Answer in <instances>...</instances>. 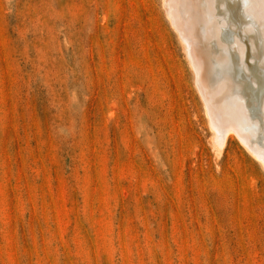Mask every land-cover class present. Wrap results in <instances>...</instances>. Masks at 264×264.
<instances>
[{"label":"rangeland","instance_id":"374dc122","mask_svg":"<svg viewBox=\"0 0 264 264\" xmlns=\"http://www.w3.org/2000/svg\"><path fill=\"white\" fill-rule=\"evenodd\" d=\"M215 1L251 119L221 152L164 0H0V264H264V21Z\"/></svg>","mask_w":264,"mask_h":264},{"label":"bare ground","instance_id":"6f19581e","mask_svg":"<svg viewBox=\"0 0 264 264\" xmlns=\"http://www.w3.org/2000/svg\"><path fill=\"white\" fill-rule=\"evenodd\" d=\"M254 1H255V6L250 4V3L249 4L251 6H254V9H255L254 11H256L257 16L260 18L261 21H264V0H254ZM215 2H216L215 0H164V5L166 8V12L168 14L167 16H169L171 23L174 25V28H176V31H178V33L181 35V37L185 41H189V44H188V42L187 43L185 42L184 46L188 50L187 53H188L189 62H190L192 69L194 70V74L196 76L195 79H196V86L198 87L197 89H198V91H199V93H200V95H201V97L205 103L206 112L209 116L210 124L212 127L211 129L214 130V140H213L214 144H215L217 150L219 152H221L222 150L220 148V145H221V143H223V141L225 140V138L228 135H230L232 138H234L235 136L237 137V135H238V136H241V137L248 139V135L246 134V132L249 129H246V128L248 126H251L250 125L251 119L249 120V118H248L249 111L247 110L248 114L246 112V102L244 101L243 98H241V96L243 95V91H245V88H246V86H244V87L242 86V83L247 84L248 83L247 81L249 79L246 80L245 75H242L243 81H242V79L233 78L231 73H230L232 70H231V67H229V66L225 67V66H222V64L221 65L219 64L218 67H220V69H217V67H216L217 66V64L215 62L216 58L218 60H221V61L222 60L224 61V59H227V56L225 55L226 49H224V46L227 45V42H228V44H230L229 41L232 40L231 34L233 32L232 33L229 32L227 30L228 27L226 28V31L224 30L225 27L223 28V30L221 29V26L224 25L226 21L223 20L224 16L222 14H221V16H223V18L219 15L220 11L218 10ZM223 2L226 3V0H224ZM251 3H253V2H251ZM220 5H221V3H220ZM251 11H253V10L251 9ZM222 12H224V11H222ZM249 19H251V18H249ZM261 25L263 26V24H261ZM230 30L233 31L232 28ZM262 32H264V31H262ZM232 35H234V34H232ZM235 37H236V35H235ZM261 37H264V36H261ZM234 41L236 42L235 38H234ZM235 42H234V44H235ZM248 43L250 44V42H248ZM248 43H246V45ZM229 46L231 47L232 45H229ZM229 46H228V48H230ZM243 47H246V46H243ZM247 47H249V46L247 45ZM247 47L243 48L244 49V52L242 53L243 55H244V53L246 54L245 49L248 50ZM241 57L243 58V56H241ZM243 60H244V58H243ZM253 60H255V59H253ZM225 63H228V62H225ZM230 63H231V61H230ZM248 63H246L245 65H247ZM253 64H255V63H253ZM225 65H228V64H225ZM229 65H231V64H229ZM245 65H244V67H245ZM253 67H254V65H253ZM255 67H256V65H255ZM247 68H248V66H247ZM261 70H263V69H261ZM237 72H239V70ZM233 73H235V71ZM255 73H257V71ZM250 76L253 79L256 78V75L253 74L252 71H250ZM250 76H248V78ZM262 76H264V71H263ZM241 77H239V78H241ZM257 78H259V77H257ZM260 80H262V79H260ZM261 83H259V84H261ZM259 84H258V86H259ZM247 87H248V85H247ZM250 87H251V85H250ZM249 90H250V88H249ZM263 90H264V87H263ZM250 91H251L250 93L253 92L252 89ZM245 93H247V92H245ZM250 95L247 98H249ZM253 96L256 97V95H253ZM242 97H244V96H242ZM251 99H253V98L251 97L250 100ZM260 99L261 98H259V100L258 99L257 100L260 101ZM246 100H248V99H246ZM251 101H253V100H251ZM255 101H256V99H255ZM263 105H264V103H263ZM248 109H249V107H248ZM253 110L254 109H252L251 111H253ZM253 115L255 116L256 114H253ZM256 117H258V116H256ZM250 118H252V117H250ZM254 120L255 119H253V121ZM260 120H261V118H260ZM253 121H252V123H253ZM257 125H258V122H257ZM260 132H261V130H260ZM227 140H228V138H227ZM247 141L249 142V140H247ZM248 142H246V143L248 144ZM226 143H227V141H226ZM257 150H259V151L257 152ZM251 151H252V149H251ZM253 155H254V158H256L264 167V149H261V148L256 149V151H253Z\"/></svg>","mask_w":264,"mask_h":264}]
</instances>
